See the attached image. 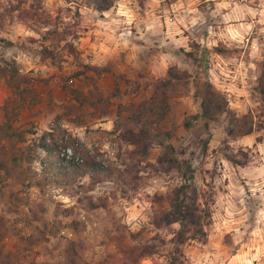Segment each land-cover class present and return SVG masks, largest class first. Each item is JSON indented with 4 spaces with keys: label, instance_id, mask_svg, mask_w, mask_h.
Segmentation results:
<instances>
[{
    "label": "rangeland",
    "instance_id": "374dc122",
    "mask_svg": "<svg viewBox=\"0 0 264 264\" xmlns=\"http://www.w3.org/2000/svg\"><path fill=\"white\" fill-rule=\"evenodd\" d=\"M182 1L196 15L187 29L178 20ZM144 15L156 20V33L162 24L177 31L178 23L188 35L182 47L161 44L155 34L145 42L148 53L162 49L168 52V66L186 70L192 81H210L237 115L256 106L253 86L264 54V0H117L102 12L81 0H0V163H7L0 168V218L3 253H12L11 264H112L122 256L120 249L158 244L155 236L170 238L177 223L156 228L151 222L159 208L154 195L180 180L178 170L157 160L167 143L174 157L190 165L187 173H193L196 183L209 184L206 188L213 192L206 240H189L182 247L188 264H264V129L233 139L226 134L224 116L209 120L208 126L197 122L184 128L183 118L200 109L192 82L170 99L164 119L149 125L147 153L134 166L131 182L99 181L85 191L54 182L38 188L16 181L22 164L9 165L10 157L32 156V143L50 129L58 144L71 135L95 161L126 168V151L133 145L119 133L128 123L129 106L147 99L159 76L127 68L120 52L115 61L101 64L90 44L94 29L101 27L99 18L107 20L111 31L133 28ZM217 45L223 52L214 50ZM1 69L29 81L10 86ZM114 77L118 91L113 90ZM170 129L169 139L159 133ZM68 149H60V155L70 157ZM36 153L30 168L39 173L45 153ZM88 182L84 176L78 184ZM88 198L105 205L92 209ZM22 238L36 242L28 246ZM73 248L78 258L70 262ZM164 263V256H151L138 264Z\"/></svg>",
    "mask_w": 264,
    "mask_h": 264
},
{
    "label": "trees",
    "instance_id": "16d2710c",
    "mask_svg": "<svg viewBox=\"0 0 264 264\" xmlns=\"http://www.w3.org/2000/svg\"><path fill=\"white\" fill-rule=\"evenodd\" d=\"M117 0H81L83 5L92 6L102 12L109 9ZM214 1V0H209ZM216 52H223V49L217 45L214 47ZM191 54V53H188ZM258 74L255 79L253 91L256 96L257 104L254 108L247 110L244 114L237 115L228 105L225 95L218 90L210 81L195 79L190 80L191 75L176 65L167 67L165 73L152 81V89L149 97L143 99L138 104H131L130 117L128 123L124 124L119 136L126 139L133 145L131 150L126 151V157L129 160L125 169H118L110 165H104L95 161L94 155L89 152L71 135L67 143L58 144L53 129L43 131L42 134L32 143L33 155L22 157L14 153L10 157L11 166L22 164L20 172L16 175V181L25 184L27 187H43L47 182H54L63 188H73L89 190L99 181H110L115 185L131 182L135 175L134 166L144 159L147 153L149 139V125L158 124L164 119L169 111V101L172 97L178 96L186 89L189 83H193L195 95L200 100L199 111L186 115L181 125L189 128L197 122H203L208 126L209 120H215L219 116L226 119V134L230 138H237L251 134L254 131L264 129V54L257 64ZM2 74L7 78L10 86L18 87L21 82H27L29 79L24 75H18L17 72L1 69ZM114 91H118L116 77L113 79ZM137 130L134 131L132 127ZM62 132H65L62 130ZM173 129L168 131H159L164 138L169 139L173 136ZM158 133V134H159ZM157 134V135H158ZM21 138V137H20ZM74 140L78 146L74 145ZM206 146V145H205ZM72 148V155L65 157L60 149ZM37 149L44 151V156L40 158L42 169L38 173L30 168L35 158H38ZM174 148L170 143L164 145L163 153L157 158L159 162L166 161L170 168H175L180 172L179 183L167 190L164 194H156L153 197L159 208L155 210L151 222L156 228L169 226L177 223L178 227L172 232V236L163 239L159 236L153 237L159 243L143 245L139 250L120 249L122 256L111 261L112 264H138L145 257L164 256V264H188L182 247L189 240L204 242L207 238V231L211 224V204L213 202V192L206 187L209 184L198 185L194 180L193 173H187L190 165L187 161L179 160L173 156ZM79 157H78V155ZM228 160L236 163L238 161L233 157ZM23 164H25L23 166ZM6 162L0 163V168H7ZM87 176L89 182L86 185L78 184L82 177ZM89 199V205L92 209L105 205L104 200L92 202ZM74 228L77 229V223ZM69 224V225H70ZM47 226V224H46ZM5 226L0 218V264H11L10 257L12 253H3L5 236ZM28 246L34 244L33 238H22ZM167 245L166 249L160 247ZM68 257L72 262L78 258L75 248L72 249ZM68 258L67 261H68ZM75 262V260H74ZM156 262V261H155ZM107 263V261H106ZM76 264V263H74ZM110 264V261L108 262Z\"/></svg>",
    "mask_w": 264,
    "mask_h": 264
},
{
    "label": "crops",
    "instance_id": "0c3cea01",
    "mask_svg": "<svg viewBox=\"0 0 264 264\" xmlns=\"http://www.w3.org/2000/svg\"><path fill=\"white\" fill-rule=\"evenodd\" d=\"M181 6L183 7L181 8L179 14H182L180 16L181 18H178V20L181 22L182 26H185V29H187V22H196V15L195 13H188L189 7L185 8L183 1ZM110 12L111 10H108L104 14H109ZM198 13L200 12L198 11ZM155 21L156 20H154V18L144 15L141 17V19L135 22L133 28L130 26L119 29L118 27H114L113 30L109 31L110 27L106 28V26L109 25L105 24V22L107 23V20L99 18L97 22L99 25L101 23V27L100 29H94L96 35L93 37L94 41L90 44L94 50L93 52L96 54L94 57L99 59L101 64H104L107 62V60L115 61L118 55L117 53L120 52L119 58L123 61L122 64L127 68L130 66H137L142 68L144 73L155 74V77H157V75H163L170 61L167 55L168 52H164L162 49H160L153 53V50L151 49L152 52L148 53V51H146L147 46H145V42H147L149 37L152 38L156 36L155 34H158L156 39L160 40L161 44L164 42L168 44L175 43L183 47L186 45L188 35L178 23H176L177 31H172L170 29L171 25L166 24L164 27L162 24L163 27L161 28V31L156 33V31L152 30V25L155 24ZM171 54L176 56L178 53L172 51ZM156 66H159L157 67L159 70H157Z\"/></svg>",
    "mask_w": 264,
    "mask_h": 264
}]
</instances>
